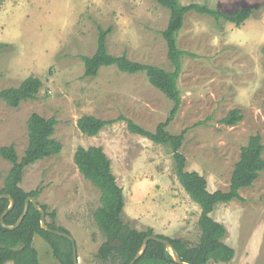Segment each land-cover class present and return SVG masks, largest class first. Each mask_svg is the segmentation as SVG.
Listing matches in <instances>:
<instances>
[{"label": "rangeland", "instance_id": "1", "mask_svg": "<svg viewBox=\"0 0 264 264\" xmlns=\"http://www.w3.org/2000/svg\"><path fill=\"white\" fill-rule=\"evenodd\" d=\"M181 1L224 11L255 7L240 27L191 11L177 36L180 48L194 56L183 58L178 79L183 102L167 129H187L181 147L186 170L204 175L211 191L228 190L249 138L260 134L264 145V0ZM168 19L169 10L155 0H0V91L18 87L30 75L44 83L35 99L19 107L0 98V147L14 144L21 157L31 114L58 120L54 137L62 142V152L29 165L20 185L26 191L40 189L39 202L56 210L55 224L76 240L79 264H101L96 253L106 240L94 217L101 191L74 161L80 145H100L110 158L123 188L125 223L199 242L201 208L177 177L171 147L130 131L127 120L118 119L124 115L155 130L173 102L143 72L104 66L97 76L84 77L80 57L96 50V23H101L113 28L107 38L112 54L171 69L162 37ZM235 108L243 119L235 125L221 122ZM85 114L116 121L88 136L77 126ZM11 166L0 155V187ZM240 193L243 200L218 203L212 212L226 226L224 241L235 256L228 263L210 264H264V171ZM33 245L41 264H60L41 236L34 237Z\"/></svg>", "mask_w": 264, "mask_h": 264}, {"label": "trees", "instance_id": "2", "mask_svg": "<svg viewBox=\"0 0 264 264\" xmlns=\"http://www.w3.org/2000/svg\"><path fill=\"white\" fill-rule=\"evenodd\" d=\"M169 10V19L162 37L166 40L168 58L172 68L142 63L130 59L126 53L114 55L109 51L107 38L113 28L96 23V50L92 54H81L84 62V77L97 76L104 66H114L122 72L135 74L143 72L149 82L161 90L172 102L166 120L161 121L155 130L147 129L134 120L120 115L118 119L127 120L130 131L145 136L157 144L171 147L175 161L177 177L190 197L199 204L201 211L198 219L200 228L199 242L191 244L185 238L157 234L153 228L139 230L122 220L125 206L123 188L113 174L111 160L100 145L89 147L78 146L74 153V161L80 172L100 191V205L94 211V217L106 240L99 247L96 258L101 264H129L142 246L148 235L156 234L171 241L182 260L191 264H210L230 262L235 256V249L224 241L226 226L214 219L212 212L218 203H228L235 199L243 200L240 191L252 186L264 171V145L260 134L252 135L241 149L239 160L234 165L228 190L211 191L207 178L194 170H186V156L181 152L187 129L180 133H172L167 127L177 116L182 102V92L178 79L182 72L185 55L193 53L180 48L178 34L184 26L185 17L191 11L213 16L216 20L224 19L237 27L243 25L254 13L255 7L240 6L233 11L212 8L209 5L192 2L183 4L181 0H155ZM44 83L40 77L30 75L21 84L10 86L0 91V98L11 107H19L22 101L35 99ZM117 119V120H118ZM243 119L241 109H232L221 119L227 125H235ZM116 120L102 119L95 115L85 114L78 119L77 126L88 136H96L108 124ZM58 120L55 116L45 117L37 112L28 118L29 141L24 155L19 156L14 144L0 147V155L12 163V166L0 187V194L11 195L15 205L4 221L13 225L22 214L25 201L29 196L39 197L41 190H24L20 183L25 169L37 161L59 155L63 150L62 142L54 137ZM10 199H0V264H41L38 250L33 241L36 235L45 239L52 248L53 254L60 264H74L73 243L70 239L47 231L41 227V213L30 203L28 213L20 225L14 229L5 228L1 224V214L9 206ZM46 215L52 218L48 225L70 233L67 229L55 224L56 210H49L47 204L41 203ZM113 243H115L113 245ZM135 264H178L167 251L164 243L151 239L144 254Z\"/></svg>", "mask_w": 264, "mask_h": 264}, {"label": "water", "instance_id": "3", "mask_svg": "<svg viewBox=\"0 0 264 264\" xmlns=\"http://www.w3.org/2000/svg\"><path fill=\"white\" fill-rule=\"evenodd\" d=\"M7 197L10 199V204L9 206L3 211V213L1 214V224L3 227L5 228H9V229H14L16 227H18L20 225V223L23 221V219L25 218L26 214L28 213L29 210V206L30 203H33V205L35 206V208L41 213V227L47 231L53 232L57 235H61L64 236L68 239H70L73 243V260H74V264H79V256H78V248H77V244H76V240L75 238L71 235V233H67L65 231L62 230H58V229H52L49 227L48 225V221H47V215H46V210L41 206L39 199L37 197L34 196H29L26 201H25V206H24V210L22 212V214L20 215L19 219L17 220V222L13 225H9L6 224L4 221V218L6 216V214L13 209L14 205H15V199L8 194H0V199ZM153 239V240H157L160 241L162 243L165 244L167 251L170 253V255L173 257L174 261L178 264H191L187 261L182 260V258L180 257V255L178 254V251L176 250V248L174 247V245L171 243V241H169L166 238L163 237H159L156 234H152V235H148L143 243L141 248L139 249V251L137 252V254L135 255V257L131 260V262L129 264H135L136 261L144 254L145 250L147 249L148 246V242ZM115 243H113L114 245Z\"/></svg>", "mask_w": 264, "mask_h": 264}]
</instances>
